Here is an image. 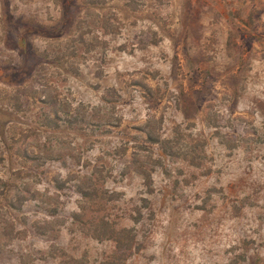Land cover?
Returning a JSON list of instances; mask_svg holds the SVG:
<instances>
[{
	"label": "rangeland",
	"instance_id": "obj_1",
	"mask_svg": "<svg viewBox=\"0 0 264 264\" xmlns=\"http://www.w3.org/2000/svg\"><path fill=\"white\" fill-rule=\"evenodd\" d=\"M0 157V264H264V0H0Z\"/></svg>",
	"mask_w": 264,
	"mask_h": 264
},
{
	"label": "trees",
	"instance_id": "obj_2",
	"mask_svg": "<svg viewBox=\"0 0 264 264\" xmlns=\"http://www.w3.org/2000/svg\"><path fill=\"white\" fill-rule=\"evenodd\" d=\"M53 116H56L55 113H53ZM82 119H77V115L75 114L73 118L68 119L67 123L72 126V125H78ZM145 138L150 142L149 144H156L157 140L156 139H150L149 135L146 133ZM10 147L14 150L15 157L17 159L22 160L25 164H28L30 166H33L34 168H38L46 163L47 159H42L39 156H27L26 154V149L22 147V143L18 139H12ZM0 162H1V157H0ZM146 182L148 180V176L144 177ZM54 186L56 189H61L63 185L57 183L56 181L53 182ZM10 185L8 186L7 182H4L0 179V225L6 223L7 218L9 217V212H11L9 209H15L18 210L19 207H14L11 204L10 201ZM15 189V188H13ZM76 193L79 195L80 199L83 202L90 201L92 198L95 196L94 191H84L81 189V187H76ZM24 203V200L17 201V206H21ZM37 229V228H36ZM124 232H119V231H110L109 233V238L113 240L115 244V249L116 253L123 254V252L126 250L124 249V246L121 245V239L120 237L122 236ZM122 256V255H119Z\"/></svg>",
	"mask_w": 264,
	"mask_h": 264
}]
</instances>
